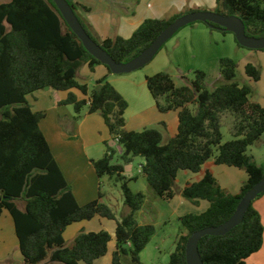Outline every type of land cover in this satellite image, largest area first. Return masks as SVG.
<instances>
[{
  "label": "trees",
  "instance_id": "trees-1",
  "mask_svg": "<svg viewBox=\"0 0 264 264\" xmlns=\"http://www.w3.org/2000/svg\"><path fill=\"white\" fill-rule=\"evenodd\" d=\"M66 1L90 37L117 63L139 56L177 18L194 12L188 10L169 19H148L129 39L116 36L100 42L79 14V9L90 10L77 0ZM214 12L237 16L249 37H264V0H217ZM86 64L91 69L103 65L85 49L53 0L0 3V216L5 211L11 214L24 264H94L108 252V232H81L70 245H66L63 234L68 226L95 217L116 222L112 264H143L141 253L156 235V228L138 223L136 214L145 196L133 192L129 187L133 179L123 175L124 164L136 157L144 160L141 174L150 189L166 202L178 194L179 171L202 174L199 181L187 184L180 192L193 204L209 203L204 213L180 218L181 233L169 264H187L190 236L229 220L244 195L264 177V165H258L247 153L264 136V108L252 99L251 86L235 81L237 64L229 58L220 61L225 83L213 90L208 88L203 71H196L190 85L182 87H177L166 73L148 76L147 87L158 109L162 113L178 111V133L163 144L157 129H125L128 102L107 79L97 81L92 89L78 82V72ZM244 71L251 81L261 80L262 71L255 64L248 63ZM46 87L57 92H81L85 98L78 99L70 93L60 106L74 108L75 122L85 109L89 114H100L111 139L123 149L119 155L122 164L113 163L118 151L109 143L105 144L104 157L92 161L100 180L109 177L120 184L126 208L120 218L103 201L102 194L84 206L76 201L40 128L46 113L33 111L27 100ZM226 115L234 118L233 140L223 143L222 120ZM220 165L247 174L238 194L227 192L219 184L211 167ZM254 202L243 222L229 233L201 239L199 252L204 264H247L261 250L264 225ZM19 203L24 204L23 209Z\"/></svg>",
  "mask_w": 264,
  "mask_h": 264
},
{
  "label": "crops",
  "instance_id": "crops-1",
  "mask_svg": "<svg viewBox=\"0 0 264 264\" xmlns=\"http://www.w3.org/2000/svg\"><path fill=\"white\" fill-rule=\"evenodd\" d=\"M77 2L80 6L90 10L85 12L83 9H79V14L94 37L100 42L116 36L129 39L148 19H169L188 10L214 11L217 7V0H77ZM162 51L163 49L159 53ZM247 64L244 65V69ZM262 64L261 78L263 79L264 60ZM158 72L157 66H152L145 72V77L153 76ZM101 79H107L128 102V109L125 113V129L127 131L141 132L146 129H157L162 134L163 144H167L170 139L177 135L178 111L162 113L148 90L146 79L137 83L124 82L118 78V75L110 73L104 65H96L91 69L88 64L79 70L77 76L78 82L87 85L90 89L94 88L96 82ZM70 93L75 94L78 99L85 98L78 90L57 92L49 88L35 92L28 96L27 100L33 111L46 113V117L40 123V128L76 201L79 205L84 206L97 200L100 194H102L104 201L101 180L94 170L92 161L104 157L106 153L105 144H111L114 140L111 139L105 122L98 113L89 114L85 109L79 121H74L76 116L74 108L72 106H60V102L67 99ZM257 102L264 108V101ZM114 147L118 151L115 158L120 161L115 162V164H122L119 155L123 153V149L117 143ZM142 164H144L143 159ZM141 166L136 174L134 159L130 164H124L123 175L128 179H133L129 182V187L134 191L133 185L141 184L143 191L137 192L146 193L159 207L167 205L169 212H141V210L136 214V218H141L140 225H153L157 230V228L161 229L163 226H167L172 222L173 217H176L180 225L179 233L174 240L176 246L177 238L181 233L180 218L188 214H202L209 208L207 201H199L197 204H193L185 200L180 194L187 184L199 181L202 174H194L188 171L178 172L176 182L178 194L173 200L166 202L157 197L150 189L146 179L141 174ZM211 169L221 187L231 194H238L241 186L248 179L244 171L233 167L220 165L212 166ZM107 201L106 204L116 212L117 218H120L121 214L126 211L121 193L114 198L107 197ZM253 205L260 213L264 225V194L257 198ZM101 231L108 232L111 241L108 245L107 254L94 264H112V256L116 250L115 221L95 217L90 221L74 223L67 227L63 237L66 245H70L81 232L98 233ZM158 235L157 232L154 237V239H158L155 250L161 256L162 246L167 240ZM173 252V247H170L168 256L170 257ZM0 264H24L15 231V223L7 211L0 216ZM42 264L53 263L44 262ZM247 264H264V241L261 250L251 256L247 260Z\"/></svg>",
  "mask_w": 264,
  "mask_h": 264
},
{
  "label": "rangeland",
  "instance_id": "rangeland-1",
  "mask_svg": "<svg viewBox=\"0 0 264 264\" xmlns=\"http://www.w3.org/2000/svg\"><path fill=\"white\" fill-rule=\"evenodd\" d=\"M6 1L8 0H0V3ZM162 49L163 51L149 65L129 74L118 75V78L124 82H142L146 79L145 72L156 65L159 71L157 74L166 73L170 75L177 87L190 85L195 79V72L203 71L207 75L206 83L208 88L213 90L225 83L220 71V61L223 58H229L237 64L235 81L240 85H249L252 87V99L254 101H264V78H261L259 82L255 83L245 75L244 71V65L246 63L255 64L262 71L264 51H252L239 47L233 34H224L218 29H210L205 24L199 23L195 26H187L181 29ZM192 109L194 110L195 107H192ZM233 122L234 118L230 115L223 117V143L233 140ZM247 153L255 158V162L258 165H263L264 136L260 141L251 146ZM117 161L118 159L114 157L113 163ZM141 164L142 158H134L136 174ZM100 182L105 203H108L107 197L111 196L114 198L119 193L122 194L120 184L115 180H111L109 177H103ZM132 188L135 192L139 190L143 191L141 184L133 185ZM143 194L145 196V203L141 209L142 211L140 210L141 212H169L167 205L159 207L151 197L146 193ZM19 206L22 209L24 208L23 203H19ZM136 219L138 223L141 221L140 217ZM179 229L180 225L176 217H173L172 222L167 224V226H163L161 229L157 228L156 233L158 232V236L165 237L167 240L162 246L161 256L155 250V246L158 243V239H154L155 235L153 237L154 241L152 239L146 249L141 253V262L143 264H169L170 257L168 253L170 247H173L175 250L174 240L179 233Z\"/></svg>",
  "mask_w": 264,
  "mask_h": 264
},
{
  "label": "water",
  "instance_id": "water-1",
  "mask_svg": "<svg viewBox=\"0 0 264 264\" xmlns=\"http://www.w3.org/2000/svg\"><path fill=\"white\" fill-rule=\"evenodd\" d=\"M61 12L64 20L81 40L85 49L103 65L109 67L112 74L122 75L137 71L151 63L161 49L169 42L181 29L193 24L204 23L212 27L223 29L235 36L238 44L248 50H264V37H249L246 33L244 22L234 15H222L214 11H194L177 18L170 24L157 39L145 49L139 56L127 63H117L97 42L87 33L73 8L66 0H53ZM49 89L48 87L45 88ZM116 146L113 141L110 144ZM264 194V177L242 198L232 217L217 227H207L194 232L186 244L187 264H204L199 252V242L206 236H224L244 220L245 214L252 203Z\"/></svg>",
  "mask_w": 264,
  "mask_h": 264
}]
</instances>
